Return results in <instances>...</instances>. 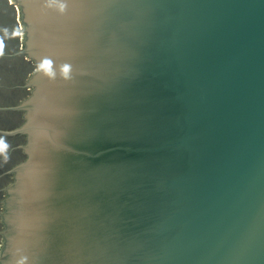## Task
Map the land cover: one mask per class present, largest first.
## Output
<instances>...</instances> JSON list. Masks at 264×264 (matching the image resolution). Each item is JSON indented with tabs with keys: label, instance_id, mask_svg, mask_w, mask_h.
Wrapping results in <instances>:
<instances>
[{
	"label": "water",
	"instance_id": "1",
	"mask_svg": "<svg viewBox=\"0 0 264 264\" xmlns=\"http://www.w3.org/2000/svg\"><path fill=\"white\" fill-rule=\"evenodd\" d=\"M11 2L0 264H264V0Z\"/></svg>",
	"mask_w": 264,
	"mask_h": 264
},
{
	"label": "rangeland",
	"instance_id": "2",
	"mask_svg": "<svg viewBox=\"0 0 264 264\" xmlns=\"http://www.w3.org/2000/svg\"><path fill=\"white\" fill-rule=\"evenodd\" d=\"M11 1L0 0V84H6L5 87L8 88V92L10 93V103L16 101L24 92H26V97L29 95L30 92L26 87L23 93L18 92L17 89L23 82L26 84L31 73L36 70L32 59L27 58L23 54L21 57L16 52L18 48H23V33L21 31L23 26L18 19L12 18L13 4H9ZM5 87L2 88L5 90ZM2 88H0V102L3 101L1 95ZM21 115L22 113L13 111L6 113V108L0 109V130L8 131L22 123L23 118ZM18 142V139L6 137V135L0 133V213L3 210L2 200L5 196L2 189L12 179L7 173L3 174V172H6L10 165L20 158L21 154L15 149L19 144ZM1 226L0 216V231L2 230ZM1 240L0 235V245Z\"/></svg>",
	"mask_w": 264,
	"mask_h": 264
},
{
	"label": "bare ground",
	"instance_id": "3",
	"mask_svg": "<svg viewBox=\"0 0 264 264\" xmlns=\"http://www.w3.org/2000/svg\"><path fill=\"white\" fill-rule=\"evenodd\" d=\"M26 19H28L29 20V31L31 32V41H30V43H31V46H32V48H33V43H32V40H33V35H34V20L32 19V18H30L29 17V15H28V13H27V11H26ZM33 55H35L36 56V58H37V60H38V63H39V66L41 67V73L38 75V76H36L35 78H37V77H40L42 74H43V72H44V67H43V59H42V55L40 54H37V53H35L34 51H33ZM34 83H35V85L37 86L36 88V96L35 97H37V96H39V94H40V91H39V88H40V81H35L34 80ZM13 105H17L16 104V102H14V104H11V106H13ZM12 107H10V109H11ZM35 109H36V107H34V106H32L31 107V113H30V121H31V123L30 124H32V122H34V121H36V120H38L37 119V117L36 116H34V112H35ZM11 111H13V112H17V113H19L20 112V114L22 113L21 111H15V110H12L11 109ZM19 125H16V127H18ZM16 127H14V128H16ZM12 129V128H11ZM31 133V132H30ZM30 137H31V140H32V133L30 134ZM19 143V142H18ZM23 143V142H22ZM21 144V143H20ZM20 144H18L16 147H18ZM34 145V142L33 143H31V145L30 146H33ZM15 149H17V148H15ZM29 153H30V156H32V149H29ZM22 158H23V156H21ZM21 158V159H22ZM21 159H18V161H16L15 163H18L19 161H21ZM30 160H31V157H30ZM14 163V164H15ZM14 164H12V165H14ZM12 165H10V167H9V169L8 170H10V168L12 167ZM7 170V171H8ZM7 171L6 172H4V174H6L7 173ZM22 173H23V169H22V171L19 173V177H20V180H21V176H22ZM8 174V173H7ZM9 176H10V178H11V175L10 174H8ZM11 237V236H10Z\"/></svg>",
	"mask_w": 264,
	"mask_h": 264
},
{
	"label": "crops",
	"instance_id": "4",
	"mask_svg": "<svg viewBox=\"0 0 264 264\" xmlns=\"http://www.w3.org/2000/svg\"><path fill=\"white\" fill-rule=\"evenodd\" d=\"M7 1V0H6ZM10 5L12 4V2H10L9 3ZM13 11H12V13H11V15H12V18L14 19H18V21H19V14H18V9H17V7H15L14 5H13V9H12ZM19 31V30H18ZM20 32V31H19ZM20 43V42H19ZM21 48L22 47H20V48H18L17 49V54L19 55V56H21L22 57V54L19 52L20 50H21ZM4 67V66H3ZM2 69H5V68H2ZM24 82L21 84V85H19L18 86V89H17V91L18 92H20V93H23L24 91H25V87H24ZM6 86V84H4V85H2V84H0V88H2V87H5ZM7 87H5V90H4V88H2L1 90H3L1 93V95H2V99H3V101H1L0 102V107H6V106H11V104H14V102H16V104L18 105V103L21 101V100H23L26 96L24 95V96H20L16 101H13V102H11L10 103V93L8 92V88L6 89ZM22 89V90H21ZM6 92V93H5ZM24 93H26V92H24ZM0 109H2V108H0ZM5 109V108H4ZM7 112H11V109H10V107H6V113ZM10 115H11V113H9ZM6 137H11L12 138V136H10V135H8V136H6Z\"/></svg>",
	"mask_w": 264,
	"mask_h": 264
},
{
	"label": "trees",
	"instance_id": "5",
	"mask_svg": "<svg viewBox=\"0 0 264 264\" xmlns=\"http://www.w3.org/2000/svg\"><path fill=\"white\" fill-rule=\"evenodd\" d=\"M18 137H19V136H18ZM12 138H14V139H15V138L18 139L17 137H12ZM22 142H23V141L20 140V141H19V144L22 143ZM16 150L21 154V155H20V158H19V159H21V158H22V157H21V156H22V153L20 152V149L17 148Z\"/></svg>",
	"mask_w": 264,
	"mask_h": 264
},
{
	"label": "flooded vegetation",
	"instance_id": "6",
	"mask_svg": "<svg viewBox=\"0 0 264 264\" xmlns=\"http://www.w3.org/2000/svg\"><path fill=\"white\" fill-rule=\"evenodd\" d=\"M22 90V89H21ZM25 95V93H23V95L22 96H24ZM20 113V112H19ZM21 119V118H20ZM19 122V121H18ZM12 137H17L18 138V141H22L23 140V138H22V136H20V137H18V136H12ZM16 148V147H15ZM3 174H4V172H3Z\"/></svg>",
	"mask_w": 264,
	"mask_h": 264
}]
</instances>
